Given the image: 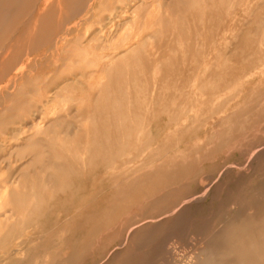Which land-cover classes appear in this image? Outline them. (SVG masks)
Listing matches in <instances>:
<instances>
[{"label": "rangeland", "instance_id": "374dc122", "mask_svg": "<svg viewBox=\"0 0 264 264\" xmlns=\"http://www.w3.org/2000/svg\"><path fill=\"white\" fill-rule=\"evenodd\" d=\"M1 1L0 264H264V0Z\"/></svg>", "mask_w": 264, "mask_h": 264}, {"label": "bare ground", "instance_id": "6f19581e", "mask_svg": "<svg viewBox=\"0 0 264 264\" xmlns=\"http://www.w3.org/2000/svg\"><path fill=\"white\" fill-rule=\"evenodd\" d=\"M3 1H4V0H3ZM0 2H2V1L0 0ZM8 2H10V1H8ZM2 3H3V2H2ZM13 3H14V2H13ZM5 4H6V3H5ZM14 4H16V3H14ZM14 4H12V5H14ZM1 5H2V4L0 3V7H1ZM2 6H3V5H2ZM8 7H9V6H8ZM4 8H5V7H4ZM11 8H12V7H11ZM1 9H3V8H1ZM9 9H10V7H9ZM5 10H6V9H5ZM9 11H10V10H9ZM9 11H8V12H9ZM84 11H85V10H84ZM2 13H3V10H2V12H1V14H2ZM1 14H0V15H1ZM5 14H6V11H5ZM5 14H4V16H5ZM6 18H7V17H6ZM3 22H4V21H3ZM0 29H1V28H0ZM65 31H66V30H65ZM61 39H66V37H62ZM21 72H22V69H18V70H16V74L21 73ZM14 75H15V74H14ZM13 88H14V87H13ZM45 101H46V100H45ZM36 123H37V122H36ZM38 126H41V123H40L39 121H38ZM36 128H37V124H36ZM38 129H39V128H38ZM35 133H37V129H36V132H35ZM31 138H33V135H32ZM34 138H35V135H34ZM34 138H33V139H34ZM33 139H32V141H34ZM11 148H12V147H11ZM12 178H13V177H12ZM16 182H17V181H16ZM31 187H32V186H31ZM2 217H3V216H2Z\"/></svg>", "mask_w": 264, "mask_h": 264}]
</instances>
